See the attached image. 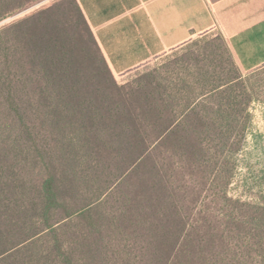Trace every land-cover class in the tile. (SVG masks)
Masks as SVG:
<instances>
[{"label":"rangeland","instance_id":"374dc122","mask_svg":"<svg viewBox=\"0 0 264 264\" xmlns=\"http://www.w3.org/2000/svg\"><path fill=\"white\" fill-rule=\"evenodd\" d=\"M38 14L44 22L49 19L59 31L66 29L69 33L60 36L69 47L66 59L72 61V71H81L88 80L82 94L89 96L91 92L97 103L100 94H107L109 97L102 103L112 107L138 110L142 106L154 110L161 103L168 107L161 118L153 115L137 118L139 124H147L140 130L145 140L146 167L136 161L141 146L128 148L129 155L111 148L95 154L88 151L91 144L81 146V143L75 149L64 150L73 156L61 159L63 174L69 175L63 182L66 206L76 210L90 205L91 216L104 226L102 239L97 241L95 235L85 236L79 217L60 222L56 235L63 248L74 256V263L171 264L163 257L159 259L156 243L175 228L182 237H188L181 242L182 249L209 239L208 245L201 246L216 264H264V60L251 69H240L217 39L219 33L213 31L195 36L135 69L114 74L112 81L106 79L95 49L78 25L71 0H31L1 19L0 30H8V46L13 45L18 33L13 24L27 17L36 18ZM213 58L219 66H210ZM203 70L216 71L213 74L222 70L219 74L222 79L208 80L202 85ZM67 71L71 68L50 66L48 60L40 70L53 72L56 86H61L60 79L66 78ZM220 80H231L233 98L211 97L208 93L198 99L200 111L204 106L221 110L215 113L202 110L190 117L182 114L191 98L210 90ZM44 84L47 85L43 82V88ZM68 86L65 84L63 90ZM160 94L164 95L163 101L159 100ZM1 103L0 175L13 179L21 171L25 185L24 190L16 189L14 193L0 190V199L30 201L34 199L32 185L37 168L30 154H19L16 144L25 142V136L19 135L18 124L8 118L6 103ZM170 121L182 122L189 131V139L182 138L184 129L180 127L183 133L179 130L166 140H157L160 127L156 123ZM42 128L45 130L47 126ZM90 160L95 161L87 168L84 163ZM132 161L134 164L129 166ZM144 192L152 197L153 203L148 221L142 219L145 216L137 207L145 199ZM62 216L63 212H58L52 219ZM34 221L40 226L38 216ZM33 230L27 227L22 234L30 235ZM53 238V233L44 231L36 239L25 240L17 246L19 249H12L8 264H36L37 260L39 264H55L51 263Z\"/></svg>","mask_w":264,"mask_h":264},{"label":"trees","instance_id":"16d2710c","mask_svg":"<svg viewBox=\"0 0 264 264\" xmlns=\"http://www.w3.org/2000/svg\"><path fill=\"white\" fill-rule=\"evenodd\" d=\"M30 1L0 0V20L21 9ZM71 2L75 8L78 25L82 26L90 44L95 49L106 79L108 77L114 81V74L100 52L76 0H71ZM13 25L17 26L18 33L11 46H8L9 41L6 35L8 30H0V99L4 101L0 103H6L8 118L18 124L19 135L25 136V142L16 144L19 154L22 156L30 154L37 173L34 176V185H32L34 199H30V201L28 199H0V264L9 263L12 249H19L17 246L22 242L30 238L36 239L44 231L53 233L54 236L52 243L54 257L51 263L75 264L74 256L66 248H63L61 240L56 235L60 222L72 219L74 216L79 217L85 236L95 235L97 241L102 239L104 226L91 216L90 205L76 210H71L66 206L63 182L64 178L69 179V175L63 174L65 171L61 159L73 156L64 150L75 149L81 143V146H90L89 144H91L88 151L95 154H100L101 150L111 148L120 149L122 154L129 155L128 148L135 146L137 149L141 146L136 155L142 152L136 156V161L139 166L146 167L145 140L142 138L140 130L147 124H139L137 118L146 115L161 118L168 111V107L163 103L154 110L142 106L138 110L136 107L131 109L125 106H107L102 103L109 97L107 94H100L97 99L98 103L94 102V95H91V92L87 96L81 91L85 87L84 83L88 81L87 78L79 70L72 71L73 63L69 57L66 59L69 47L65 45V38L60 36L62 33L65 36L69 35L66 29L59 31L51 20L47 19L44 22L40 18V14L36 18L31 16L19 20ZM217 39L222 41L224 50L231 57L225 39L220 34ZM47 60L50 66L54 65L55 67L59 64L65 70L71 68V71L64 74L66 78L60 79L61 86H56V75L53 72L51 74L40 72L41 68L46 66ZM217 62V59H211L210 66H219V62ZM236 70L238 71V69ZM215 72L201 71L202 85L208 80L222 79L221 75L219 76L222 70H219L218 74H213ZM236 78L237 76L234 79ZM43 82L47 84H44V88L41 86ZM65 84L69 86L63 90ZM230 84H232L231 80L228 82L220 80L213 84L210 90L202 91L196 97L191 98L182 108V114L190 117L198 115L202 110L203 113L206 111L215 113L217 110H221V107L214 109V107L204 106L200 111L198 98L209 93L211 97L225 95L223 98L230 100L234 97L231 94L232 86ZM159 96V100L163 101L164 95L160 94ZM76 98H79V101L73 100ZM45 125L47 128L43 130L42 127ZM156 125L160 127L157 140H166L168 136L173 133L177 134L179 130H182L183 133V129L182 138L189 139V131L184 128L182 122H157ZM94 161H86L84 165L89 168ZM132 164H134L133 161L129 166ZM73 173L76 176L74 169ZM0 185L1 191L8 190V192L14 193L16 189L24 190L25 178L21 171H17L16 177L13 179L0 175ZM105 186L104 189L107 190L108 187ZM146 189L150 191L148 186ZM143 198L145 199H141L137 207L145 216L142 219L148 221L151 216L148 212H151L153 208L152 197L144 192ZM58 212H63V216L61 219L53 221L52 216ZM35 216L41 219L40 226H36V221L33 222ZM27 227L34 230L30 235L23 236L22 232ZM183 227H180L181 231ZM164 234L166 235V233ZM89 238L88 240H90ZM187 239L188 237H182V234L174 228L169 232L167 238H160L156 243L159 259L163 257L171 264H216L212 255L201 246V244L208 245L209 239H205L198 245L194 244L188 249L179 248L181 242ZM88 240H86L85 246L89 245ZM15 241L18 242L8 246L9 243ZM37 263L39 264V260ZM21 264H28V262Z\"/></svg>","mask_w":264,"mask_h":264},{"label":"crops","instance_id":"0c3cea01","mask_svg":"<svg viewBox=\"0 0 264 264\" xmlns=\"http://www.w3.org/2000/svg\"><path fill=\"white\" fill-rule=\"evenodd\" d=\"M113 74L216 31L240 69L264 60V0H76Z\"/></svg>","mask_w":264,"mask_h":264}]
</instances>
